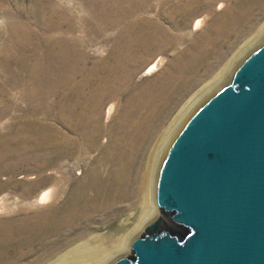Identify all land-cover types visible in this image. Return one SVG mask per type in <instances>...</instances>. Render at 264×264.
<instances>
[{"label":"bare ground","instance_id":"obj_1","mask_svg":"<svg viewBox=\"0 0 264 264\" xmlns=\"http://www.w3.org/2000/svg\"><path fill=\"white\" fill-rule=\"evenodd\" d=\"M8 1L3 3L8 6ZM79 1L86 4V20H83L86 27L121 25L126 18H137L151 7V0ZM25 6H18L20 10L14 18L3 13L1 16L8 37L0 55L8 61L12 59L18 70L15 81L8 82L7 87L15 89L25 107L13 105L16 107L11 109L8 104L0 113V127L5 129L0 135V160L47 149L55 160L52 165L58 158L81 160L83 156L90 159L91 166L70 189L67 208L60 211L55 208V211L52 204L64 194L61 183H69L61 177L54 179L33 201L19 208L16 206V209L20 212L40 211L43 205L49 204L48 210L54 214L62 212L67 223L78 215L86 221L87 224L81 220L83 225L86 224L85 230L68 239L65 249L53 251L47 264H110L128 253L131 240L158 215L154 197L157 173L185 118L203 98L213 93L215 87L228 82L246 49L234 58L233 65L223 69L221 81L191 97L175 116L172 114V118L162 119L158 118L159 107L168 96L164 99L163 92L143 91L142 86L135 84L137 69L132 62L137 55H131L129 51L139 48L138 43L146 41L147 35L132 33L131 28H126L129 36L120 53L104 60H90L88 56L73 54L70 38L75 36L76 26L62 12L57 0H29L28 7ZM9 9L13 10L12 7ZM202 22L203 18L194 27ZM263 37L264 27L256 31L247 47L262 42ZM160 63L157 60L150 65L144 76L158 70ZM7 90L0 91L3 105ZM125 93L123 109L118 110L119 97ZM106 101L109 105L104 108ZM13 109L23 113L18 121L14 116L7 121L1 120ZM37 114L42 121H38ZM48 121L53 125L60 123L63 129L53 126L49 129L44 126ZM47 165L46 162L43 166ZM4 207L0 204V213ZM13 209L12 205L6 208L5 215ZM100 209H108L110 217L136 211L138 218L122 235L102 239L99 235L87 237L92 229L87 221H91V216ZM57 221L52 219L47 226L58 224ZM26 224L28 221L6 220L0 225V261L5 256V246L12 245L13 239L20 235L17 231L13 233L10 225L23 229ZM75 224L74 229L82 227L78 222Z\"/></svg>","mask_w":264,"mask_h":264},{"label":"rangeland","instance_id":"obj_2","mask_svg":"<svg viewBox=\"0 0 264 264\" xmlns=\"http://www.w3.org/2000/svg\"><path fill=\"white\" fill-rule=\"evenodd\" d=\"M5 1L8 0H0V50L8 37L1 22L2 13L14 18L17 15L16 12L20 10L18 6L23 4L27 8L29 4V0H9L8 6L13 8L11 10L3 3ZM181 1L151 0L150 9L144 10V13L133 18L134 21L132 17H129L121 25L86 27L83 24L87 10L85 3L79 0H61V2L57 0L62 12L76 26L75 36L70 38L73 42L71 46L74 47V55L82 54L88 56L90 60H104L110 55H117L127 44L126 39L129 34L125 31L126 28H131L133 31H129L132 33L136 31L142 36H148L146 41L138 43L139 48L129 51L131 55H137L132 62L137 69L135 84L142 86L143 91H161L163 97L168 96L166 99L164 97L165 101L159 107L158 118L162 119L163 117L172 118V114L175 116L191 97L212 87L217 81H221L223 69L227 65H233L236 60L234 58L240 51L246 49L244 53L246 55L260 44L261 41L248 48L256 31L264 27V0ZM202 18L203 22L195 28V23ZM32 29L35 30V27L32 26ZM135 51L138 53H134ZM11 60L8 61L0 55V91L7 90L8 82L15 81L18 75L17 67ZM157 60L161 62V67L144 76L147 68ZM218 88L219 86L214 89ZM6 93L5 104L0 103V113L8 104L11 109L17 105L21 109L25 107V103L19 99L15 89H8ZM208 96L203 98L202 102ZM125 97L127 93L120 95L118 110L123 109ZM108 102H105L104 108L109 105ZM13 110H8L7 115L1 120L7 121L10 116H14L18 121L23 113ZM36 117L38 121H42L41 116L37 114ZM44 126L49 129L53 127L63 129L60 123L53 125L49 121ZM3 133L5 129L0 127V135ZM52 156L49 150L42 149L15 159L0 160V204L5 205L4 211L11 205L15 208L11 215H5L4 211L0 213V225L6 220L28 221L23 229L10 225L12 232H20V235L13 239L12 245L5 246V256H2L0 264H47L53 251L62 250L68 239L75 236L77 232L85 230L87 223L83 217L75 216L67 223V217L64 218L62 212L54 214L48 210L49 204L43 205L40 211L20 212L16 209V206L19 208L26 202L33 201L50 187L54 179H61V177L69 183L68 185L61 183V186H64V194L62 198L52 203L53 209L60 211L63 207L64 209L68 207L70 189L81 179V174L89 171L91 161L83 156L81 160L58 158L52 165L55 161ZM46 162L49 163L47 167L43 166ZM38 183L41 185H37ZM97 211L91 216V221H87L92 226L87 237L99 235L102 239L122 235L133 227L138 218L136 211H125L118 217H110L108 209ZM52 219L55 221L57 219L58 224L53 223L50 227L47 226ZM81 220H84L86 224L83 225ZM77 222L82 227L74 229Z\"/></svg>","mask_w":264,"mask_h":264},{"label":"water","instance_id":"obj_3","mask_svg":"<svg viewBox=\"0 0 264 264\" xmlns=\"http://www.w3.org/2000/svg\"><path fill=\"white\" fill-rule=\"evenodd\" d=\"M158 215L110 264H264V40L183 122Z\"/></svg>","mask_w":264,"mask_h":264}]
</instances>
